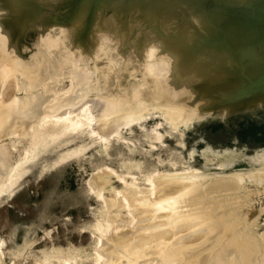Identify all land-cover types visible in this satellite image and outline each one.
Wrapping results in <instances>:
<instances>
[{"label": "rangeland", "instance_id": "1", "mask_svg": "<svg viewBox=\"0 0 264 264\" xmlns=\"http://www.w3.org/2000/svg\"><path fill=\"white\" fill-rule=\"evenodd\" d=\"M162 1L171 5V12L165 10L166 6L163 8L159 0L155 5L140 0H0V19H4L0 20V35L9 33L2 50L31 57L30 60L39 64L45 76L42 82L32 86L18 79H15L16 83L12 80L13 83L9 81L6 84L7 89L12 87L10 90L16 85L11 93L16 94L18 109H23L27 115L0 133V264H106L110 262L105 254L110 246L109 239L123 234L125 229V232L128 228L132 231L131 228L140 224L138 212L136 215L130 205H135L132 196L151 202L156 192L165 189L162 185H168L172 180L179 181L178 186L183 182V186L179 187L182 192L179 196V188H174L173 181V185L170 183L172 188L178 189L176 197L171 194L174 195L172 198L189 199V204L186 202L185 205L190 208L203 205L204 210H208L214 202L220 205L219 200H226L224 195L232 194L236 197L232 205L236 209L241 208L238 213L242 219H246L250 212V219L244 223L251 225L254 221L256 236L264 240V92L259 90L260 87L264 89V79H257L250 86L249 90L254 95L259 90L255 97H246L247 100L229 97L235 89L247 86V83L243 87L238 86L236 75L248 69H243L241 65L248 56L241 61L244 55L236 53L235 59V54L231 55L234 52L228 51L222 42L218 44L227 51L217 43H207L202 35L207 31L208 23L203 28V21L201 24L191 18L194 12L184 0ZM214 1L222 0H209L210 3ZM252 1H244L242 8L251 7ZM85 5L88 8L82 10ZM75 15L81 19L78 21ZM3 16H7L6 20ZM167 18L173 22L172 29L182 26L190 30L193 28L192 35L203 39V43L198 41V44L193 42L195 44L185 46L195 51L194 61L186 59L191 61L187 70L178 60V64L173 62L176 60L172 49L180 50L181 45L165 40L169 31L163 27V21ZM132 19L135 25L129 30L127 26L132 24ZM3 21L11 27L26 29L27 36L21 41ZM183 22L188 23L184 25ZM161 34H165L162 40L159 39ZM84 37L86 41L82 40ZM126 37L131 40L129 47L121 46L120 41L123 39L124 43ZM138 39L142 40V54L133 49L138 45ZM131 44L134 46L131 47ZM146 45L151 48L144 49ZM168 45H171L169 49ZM152 48L155 54L147 52ZM147 53L154 54L153 58H147ZM136 58H139L138 61ZM55 59L60 62L56 64ZM127 61L129 65L125 63ZM205 63H211L207 65L208 69L202 68L206 67ZM191 65L192 69L193 66L194 69L202 68V74L190 71ZM252 66L250 70L257 69ZM121 68L127 70L122 71ZM103 69L109 73L106 78H103ZM179 69L182 72L183 69L186 72L189 70L196 77L201 75L200 81L196 77L190 79L191 73L184 79L185 72L182 75ZM253 71L264 75V70ZM219 72L220 76L221 73L226 74L225 80L230 75L229 82L224 81L222 76L220 78L224 83L217 79ZM209 77L214 80H211L213 84ZM187 79L189 82L192 80L191 83ZM259 80L263 82L259 84ZM196 82L206 86L200 87L203 90L196 89L201 85ZM219 83L222 84V92L220 87L216 88L219 92H213L212 89ZM224 90H227L224 92L226 97L223 96ZM215 92L226 99H220L221 96L219 98ZM207 93L210 94L207 96ZM211 93H215L216 97H212ZM203 95L204 98L201 97ZM108 100H113L114 105H108ZM200 101H205L202 103L204 106ZM85 109L87 116L92 118V121L89 120L91 124L84 122L83 129L60 137L53 144L54 149L22 164L31 154L32 135L39 126L43 127L45 121L52 122L57 116L74 118ZM172 109H176L177 113H173ZM72 150L78 153H71ZM67 152L72 155L69 157L67 154L66 157L64 154ZM61 154L64 155L61 159L64 162L56 163L55 158ZM14 167L20 174L14 178L16 183L13 182L11 187L7 181L17 173L15 169L12 171ZM11 172L14 173L11 175ZM191 183L193 187L186 190ZM171 186L168 185L166 193ZM217 187L221 190H216ZM174 189L170 192L173 193ZM154 191L156 195L153 196ZM164 191L160 192L161 197ZM180 199L178 201L184 204ZM195 208L192 211H199ZM197 211L192 214L198 215ZM216 249L218 252H215ZM216 249L214 253H221ZM229 249L222 253H225L226 260L231 261L235 254L232 256L233 251ZM228 255L232 257L228 259ZM146 256H139L142 260L137 258L141 260L138 263L160 264L163 261V257L161 260L155 255L156 259H153L154 256L150 255V260ZM145 258L147 261H144ZM235 259L237 262L234 263L233 258L231 263L239 264V259ZM169 260L166 264L172 261ZM189 260L193 262L194 259ZM136 261L132 262L136 264ZM216 261L219 264L218 260H214V264ZM254 262L257 264L254 260L252 264Z\"/></svg>", "mask_w": 264, "mask_h": 264}, {"label": "bare ground", "instance_id": "2", "mask_svg": "<svg viewBox=\"0 0 264 264\" xmlns=\"http://www.w3.org/2000/svg\"><path fill=\"white\" fill-rule=\"evenodd\" d=\"M244 1L249 2L251 0H222L219 2L214 1L211 3L209 2V0H184V2L188 3L189 8H191L194 12V14L191 16V18L197 19L196 21H198L199 23H201L203 21L204 22L203 28H204V26H206L205 23H208L207 31L205 30L206 32L202 35V37L208 41L207 43L213 42L214 44H216V43L218 44L219 41L222 42L221 44H225L226 47L228 48V51L230 49V51L234 52V53H231V55L235 54V59H236V53H240V54L242 53L244 56H242L243 59L241 58L242 59L241 61H243L244 58L246 56H248L247 59L245 58V61H247V62L245 63V61H243V64H241L242 66H244L243 69L248 68V69H246L247 72H246V70H244L246 73L245 72L242 73L243 71L241 72V69L238 68V70L242 74H240L238 72V74H239V76H238V74L236 75L234 73L237 76V78H236L238 80V81L236 80L237 83L239 82L238 86L243 87L244 83L245 84L247 83L246 84L247 86L246 87L244 86L242 89L241 88L240 89L238 88L237 90L235 89L234 90L235 92H233V93L231 92L232 94H230V96H229V97L237 98L240 100L241 99L247 100V98L255 97L256 94H259V92H258L259 90H261V92L262 91L264 92V89L262 88L263 89L262 90L261 87H260V89L258 88L259 90L257 91V93L255 92V95L253 92H250V90H251L250 86L252 84L256 83L254 81H257V79H264V75H262V73L257 75L253 71L254 69L257 71H259V69L262 71L264 70V0H253L251 3L252 4L251 7H245L244 6L242 8L241 4ZM140 2H145L148 4H154V5L156 4V0H140ZM159 3L163 5V8L166 6L165 10H169V11L171 10V5L168 2H166V1L163 2L162 0H159ZM86 5L88 6V4H86ZM86 5L83 9L82 8L81 9L84 10L87 7ZM83 6L84 5L82 4V7ZM247 6H250V5H247ZM81 9L79 8V10H81ZM85 11L89 12L88 10H85ZM85 11H84V13H86ZM78 13H81V12L79 11ZM78 13H77V15H78ZM84 13H82V14H84ZM79 15H81V14H79ZM85 15H87V14H85ZM6 17L3 16V18H5V20H6ZM76 17L77 16L75 15V18ZM79 17H81V16H79ZM79 17H77L78 21H79V19H81L83 17L85 18L84 15L81 18H79ZM8 18H9V16H8ZM20 18H21V16H20ZM24 18H22V19H24ZM0 20H4V19H0ZM82 20H84V19H82ZM82 20H80V21H82ZM170 20H171L170 18H167L165 21H163V27L169 31L168 33H166L167 38L165 37L166 39L165 38L164 39L165 40L168 39L167 40L168 42L171 41L175 45L176 44L181 45L179 47L180 50L172 49L176 53L177 59H176L175 53L173 52L174 53L173 56H174L176 61L172 60V59H174L173 56H171V61L176 62L177 64L179 62V64L182 66V68L184 67L187 70L190 68L189 64H191L190 63L191 61L189 62L187 60H190V58H192V61H194L193 60V54L195 51H191L190 49H188V48H192V47H190V46L185 47V46L191 45V43H193V42L197 43L198 41H199L198 43H200L201 41H202L201 43H203V39L200 40L202 38L201 36H198V35L193 36L192 35L191 31L193 30V28L190 30V29H185V26H182V27H179L177 29H172L171 24L173 22ZM11 21H13V20H11ZM20 21H22V20L20 19ZM78 21L73 20L74 23L75 22L78 23ZM187 23L188 22H183L184 25H186ZM3 24L8 25L9 31L12 30L13 32H15L14 34L18 38H20L21 41L27 36V34L25 33L26 29L22 30L20 28H17V26H13V25L11 27V26H9V23H5L4 21H3ZM12 24H13V22H12ZM88 24H89V22H88ZM134 25H135V21L132 19V24L131 25L129 24L127 27L129 30H131L134 28ZM24 26H26V24ZM8 34L9 33H5V34L0 35V133H2V131L4 129L8 128L9 126L17 123L18 120L23 119L24 115H27L23 109H18L19 103H18L17 97H15L16 94L14 95L13 93H11L15 90L14 88L16 87V85H15V87H13L12 90H10L12 87L10 89H7L8 86L6 88V84L7 83L9 84V81L14 80V82H15V79H18L20 81L24 80L27 82V85L30 83L32 86L36 83L42 82V80H44V77H45L42 75L44 72L42 73V70H41V67L39 66V64L35 63L33 60H30L31 57L28 58V57H25V55L12 54V53L8 52L7 50H4V49L2 50V46H4V44H6V36ZM164 35L161 34L160 38L158 36L157 37L159 39H161L162 36H164ZM207 38H210V39H207ZM105 39H107V38H105ZM109 39H111V37ZM82 40H85V37H84V39L82 38ZM82 40L79 39L78 41H82ZM129 41L131 43V40H128V38H127V41L125 40L123 43V39H122L120 41L121 46L129 47L130 46ZM120 42H118V43H120ZM134 42L135 41L133 40L132 43H134ZM163 42H164V40H163ZM51 43H53V40L51 41ZM83 43L81 42V44H83ZM136 43L138 45L137 46L135 45L136 47L133 49L135 51L136 50L140 51V53H141V50H142L141 46L143 45L142 40L138 39V41H136ZM159 43H160V40H159ZM165 44H167V43H165ZM174 44H173V46H175ZM193 44H195V43H193ZM171 45H168V49H169V46H171ZM206 45H207V47L209 46L208 44H206ZM133 46L134 45H132L131 47H133ZM182 46H183V49L185 51H183V49H181ZM221 46H222V48H224L223 45H221ZM148 47L149 46L146 45L144 49H146V48L148 49ZM175 47H177V46H175ZM175 47H173V48H175ZM149 48H151V47H149ZM171 48L172 47H170V50H171ZM152 50H153V48L151 50L150 49L147 50V52L148 51L151 52ZM193 50H194V48H193ZM225 51H227V50L225 49ZM152 52L154 53L155 51H152ZM140 53H139V56H140ZM151 53H149V54L147 53L149 55V56L147 55V58H151V56L153 58L155 53L150 55ZM171 53H170V55H171ZM129 55H131V53ZM185 55H186V57H185ZM135 56L136 55H134V57ZM240 56H239V59H240ZM46 58H48V57H46ZM187 58H189V59H187ZM237 58H238V56H237ZM137 59H139V58H136V60ZM169 59H170V57H169ZM232 59H234V58H232ZM42 60L44 62V58H42ZM55 60H56V64H58L60 62V60H58V59H55ZM177 60H178V62H177ZM128 61L125 63L128 64ZM249 61L251 64H249ZM52 62H54V61H52ZM130 62H132V60ZM235 63H237V62H235ZM177 64H175V65H177ZM210 64L211 63H205V65L204 64L203 65L206 67L202 66V68H207V65L210 66ZM52 65H54V64L52 63ZM128 65H126V66H128ZM140 65H141V62H140ZM186 65H188V66H186ZM252 65L253 66L255 65L254 67H257V69L254 68V69L250 70V67ZM126 66H123V67H126ZM194 67L195 66H193V69H192V65H191L190 71L196 72V73H194L196 75L202 74L201 73L202 68L200 69V68L196 67L197 69H194ZM114 68L113 69L111 68V69L114 71L115 70ZM142 68H144V67H142ZM182 68H181V70H182ZM47 69H48V67H47ZM123 69L121 68L122 71H124L126 68L124 70ZM198 69H200L201 71ZM104 70L105 69H103L102 74L104 76L103 78H106L107 74L109 75V73L104 72ZM117 70L118 69H116V71ZM121 70H118V71L121 72ZM181 70H180V73L182 75L184 74L183 72H185V74L183 75L184 79H185V75L187 76L186 78H188L190 73H191L190 79L196 77V75H194L192 72H189V70L187 72L185 71V69H183L184 70L183 72ZM195 70H198L199 73H197L198 71H195ZM224 71H226V70H224ZM224 71H223V73H225ZM220 72H222V70ZM220 72L217 75V79L222 80V78H220L222 76L224 81L227 82L228 81L227 79L230 77V75H227L228 78L226 77L227 78L226 80L224 78V75L226 76V74L228 73V69L226 71V74L221 73V76H220ZM186 73L187 74L189 73V74L187 75ZM256 73H258V72H256ZM203 74H204V72H203ZM192 75H194V77ZM236 76L233 75L234 78ZM200 77H201V75H199V77L197 76L196 78L197 79L199 78V81H200ZM206 79H207V77L205 78V80ZM209 79H210V81L212 80L211 77H209ZM201 80H202V78H201ZM250 80H251V82H250ZM187 81L189 82L188 79H187ZM191 81L189 83H191ZM206 81H208V79ZM212 81H214V80H212ZM261 81L259 80L258 83ZM217 82H218V80H217ZM12 83H13V81H12ZM199 83H201V82H199ZM199 83H197V84L199 85ZM204 83H206V82H203V84ZM215 83H216V81L214 82V84ZM220 83H219V86L218 85H215L216 87L214 86V90L212 89L213 92L218 91L216 88L217 87L219 88L220 85L222 87V84H220ZM222 83H224L223 80H222ZM212 84H213V82H212ZM229 84H231V83H229ZM235 84H236V82H235ZM259 84H257V85H259ZM201 85H202V83H201ZM201 85L199 87H197V88L195 87V88L196 89H198L200 87L204 88V86H206L205 84H204V86L203 85L201 86ZM137 86H139V85H137ZM208 86L213 87L212 85H209V84H208ZM221 87H220V89H221L220 92H222ZM223 87H224V84H223ZM225 87H226V85H225ZM19 89H20V85L18 84L17 85V91H19ZM200 89H202V88H200ZM223 89H225V88H223ZM130 90H131V88L129 89V92H130ZM138 90H141V89H138ZM202 90H199V91H202ZM204 90L206 91V89H204ZM226 91L227 90H224L223 94ZM134 92L135 91H133V93ZM196 93H198V92H196ZM212 93H211V95H212ZM215 93L212 95V97H214V98L216 96H218V93H216L217 94L216 96H215ZM209 94L210 93H207L205 95L208 96ZM225 94L223 96L226 97L227 94L226 95ZM251 94H252V96H251ZM205 95H203L201 97L204 98ZM220 96H221V98H220ZM223 96H222V94H220L218 97L220 99H222ZM201 97H199V100L201 99ZM203 98H202V100H203ZM219 98H216V99L220 100ZM208 99H209V97H208ZM224 99H226V98H224ZM206 100L207 99H205V101ZM204 102L202 101V103H204ZM107 103L110 106L114 105L113 100H108ZM199 103H201V101ZM202 103H201V105H203ZM230 103H232V102H230ZM175 110L172 109L173 113L176 112ZM181 111H184V110L181 109ZM181 111H180V113L183 114ZM173 113H172V115H173ZM176 113H175V115H176ZM180 113L178 114V116H180ZM90 119L92 121V118H89L87 116V109H85L83 113L77 114V116H75L74 118L73 117L71 118L68 115H66L63 117L57 116L53 119L52 122H50V120L45 121L47 124L43 123L44 124L43 127L39 126L37 129L35 128L36 130L33 133V135H32L33 137L31 139L32 140L31 144L33 145L32 150H30L31 154L28 153L30 155L28 157H26L27 161H25V162L22 161L23 162L22 164L27 163L28 161H33L35 158H37L38 154H41L44 152L46 153L48 150L54 149L55 147L53 146V144L56 141H58V139L60 137H63V135L66 136L67 134H70V133H72L78 129L80 130V128L83 126L84 122H87V124L90 122V124H91V121H89ZM49 122H50V124H49ZM40 124L42 125V123H40ZM47 125L48 126L50 125V127L48 128ZM84 125H86V124H84ZM88 126H90V125H88ZM52 127H54V129H52ZM81 129H83V128H81ZM32 145L30 147H32ZM27 151L25 153H27ZM72 152L76 153V154L78 153V151H74V150H72L71 153ZM67 154H68V156L72 155V154H70V152H67L64 155H66V157H67ZM76 154H75V156H76ZM64 155L63 154L58 155L55 158V162L56 163L58 161L62 162L61 159L63 160ZM78 156L79 155H77V157ZM62 163H60V164H62ZM55 164H53V165H55ZM17 167H18V164H17L16 168ZM14 169H15V167L13 168L12 171H14ZM15 171H17V170L15 169ZM18 172L19 171H17V173L14 174L13 177H11L9 179L7 178L8 179L7 184H11V187H12V185H14L12 183L16 179V176L18 178V175L20 174ZM13 173L14 172H11V175ZM9 176H10V174H9ZM166 182H168V181H166ZM166 182H165V184H166ZM171 182H168V185L171 186V184H172ZM14 183H16V182H14ZM163 183L164 182H162V184ZM173 183H175L174 188H176L175 186H177L178 188L183 186V182L180 183L179 186L176 185L179 183V181L177 183H176V181L175 182L173 181ZM168 185L167 184L162 185V187H165L166 190L162 187H159V189H161V188L163 189V190L161 189V191L165 190L164 193H162V194H164V195H162V197L160 196L161 195L160 190H159L160 192L159 191L156 192L157 195L155 194V191H154V193L152 192L153 196L156 195L155 198H156L157 202L155 201V198H154V200L152 199L151 202H149V200H147L148 202L147 201L144 202L143 200L137 199L135 196H132L134 198V199L133 198L132 199H133V203L135 205L133 206L132 203L130 205L133 208L132 211H135V214L138 212V215L140 218V221H138V222H140V224L137 225V227L131 228L132 231H130L128 228V231H130V232H128V231L125 232V230H127V229H125L123 234L118 235L115 238L109 239V241L107 240L108 242H110V241L111 242H110V246L108 247V251L105 252V254L108 257L107 260L110 261V262L107 261L108 263H106L104 261L106 264H124V263L130 264V261L132 264H135V263H133L134 260L135 261L137 260L136 264H139L138 262L142 260V258L139 257L141 255L143 256V258L145 255L148 256V257L146 256V258H149V256L152 255V256H154L153 259H156L155 258V255H156L157 257L159 256L158 259L163 257V261H164V259H167V260H165V263L163 261H160V264H161V262L163 264H166V262L169 259L172 260L171 262L173 264H176V263L181 264V263H179L181 261L183 263L186 261L185 264H192V263H194V264H207L208 261H210L214 264V260H218L219 264H225L227 262L231 263L233 258H234L233 261H235L234 263L237 262L235 258H237V260L239 259L238 260V262L240 261L239 264H252L253 260L256 261L257 264H264V248H263L264 240H260V239H258L259 237L256 236L255 229H254L255 228V222L254 221L251 222V225H247L246 223H244L245 220L250 219V217L248 218V216H250V212H249V215L246 214V216L248 215L246 217V219H242V217L238 213L241 208L236 209L232 205L235 202L234 200L236 199V197H234L232 194L224 195L227 198V199L225 198L226 200H224V198H223V200H219V202L221 203L220 205H218L219 204L218 202H214L215 203L214 206H211L210 209L208 207H206V208H208V210L207 209L204 210L203 205L199 206V208H195L196 207L195 206V207H193V208H195L194 210L199 209V211L196 210L199 213H198V215L196 214V216H195L192 213L196 212V211H192L193 208L191 207L192 208V210H191L190 206L187 205V204H189L188 203L189 199L186 201L187 198H184L185 199V201H184V200H182V197L177 198V200L174 198V197H176L175 192L178 189H174V188H172L173 186H171L170 189H174L175 191H173V193H172V191L170 192V189H169L168 190L169 192L166 193ZM186 185L187 184H185V186ZM159 186H161V185H159ZM191 186L193 187V183H191L189 186H186V190L189 189ZM187 187H189V188H187ZM219 187L222 188L223 186H219ZM219 187H217L216 190H221V188L218 189ZM9 189H10V187H9ZM177 192L176 193L178 196H179V193L182 194L181 188H179V190ZM158 193H159V195H158ZM165 194H167V195H165ZM169 194L170 195L174 194L175 196L174 195L168 196ZM235 194H236V192H235ZM149 195H151V192ZM153 196H152V198H153ZM172 196H174V197L172 198ZM227 196H229L230 198H228ZM145 197H147V196H145ZM163 197H165L167 200H165V198H163ZM127 199L131 200L130 197L129 198L127 197ZM178 199H180L181 201H184V204H182L183 202H179ZM130 202L131 201H129V203ZM155 202L157 204H154ZM186 202H187V204L185 205ZM192 203L193 202H191V204ZM153 204H154V206H153ZM202 207H203L204 211L203 210L200 211V208L202 209ZM211 208H213V209H211ZM136 209L138 211H136ZM188 210H191L192 213H191V211L188 212ZM248 211H249V209L247 208L246 212H248ZM188 213H190V214H188ZM136 215H134V216H136ZM251 215H252V212H251ZM198 217H200L199 219H201L202 221L201 220L199 221ZM139 218H137V219L139 220ZM193 218H196L197 221H196V219H193ZM138 222H136V223L138 224ZM129 227H131V226H129ZM242 227L244 229L243 232L245 233V235H243V232L241 231ZM240 231L242 232V234L240 233ZM241 235H243L245 238L243 236H242L243 237L242 238ZM189 236L191 238H189ZM226 245L229 248H231L232 251L234 252V253L232 252V256H234V254H235V256H237V257L234 256L233 258H231V261L229 259L230 257H232L231 255L230 256L228 255L229 256L228 257L229 261H228V260H226L227 257H224L225 253L224 252L222 253L223 250L226 251L229 249L228 247L225 248ZM216 248H218V250H221V251H219L221 253H214V249H216ZM215 252H218L217 249L215 250ZM227 254H229V253H226V255ZM151 257L149 258L150 260H152ZM100 258L101 257L99 256V259ZM137 258H140L141 260L140 259L138 260ZM145 259H144V261H147V259L146 260ZM189 259H192V260L194 259V260L192 262ZM161 260H162V258H161ZM144 261H142V262L145 263ZM187 261H190V262L188 263ZM171 262H168V264H172ZM157 263H158V261H157ZM229 263H227V264H229ZM150 264H152V262ZM215 264H218V262L216 261ZM254 264H255V262H254Z\"/></svg>", "mask_w": 264, "mask_h": 264}]
</instances>
